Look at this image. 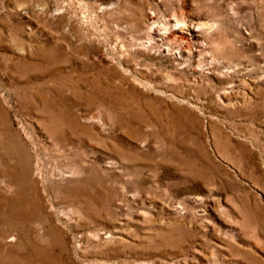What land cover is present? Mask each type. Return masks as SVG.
Returning <instances> with one entry per match:
<instances>
[{
	"label": "rangeland",
	"instance_id": "rangeland-1",
	"mask_svg": "<svg viewBox=\"0 0 264 264\" xmlns=\"http://www.w3.org/2000/svg\"><path fill=\"white\" fill-rule=\"evenodd\" d=\"M145 13L239 65L142 52ZM263 69L264 0H0V264H264Z\"/></svg>",
	"mask_w": 264,
	"mask_h": 264
},
{
	"label": "bare ground",
	"instance_id": "bare-ground-1",
	"mask_svg": "<svg viewBox=\"0 0 264 264\" xmlns=\"http://www.w3.org/2000/svg\"><path fill=\"white\" fill-rule=\"evenodd\" d=\"M229 10H231V12L229 11L230 13L228 12V15H226V17H225L226 20L231 19V18H235L234 9L231 8ZM155 16L152 13H145L144 14V22L146 24V28H143L144 29L143 30L144 39L141 40L140 42H138V46L136 47L137 49H140L142 52L143 51H145V52L146 51H150V52L153 51L157 54L166 53L175 61V63H177L178 58L184 59V58H182L183 56H188L187 59L186 58L184 59V62H186L188 60L190 61V65L194 66V67H192L194 73L197 72L196 78L199 80H201V78H200L201 76H204V75L212 76V75H214L213 72L216 74L218 71L219 73L224 74V76H227V74L232 73L233 71L236 70V66L239 64L234 63L232 65H228V64L225 65L221 62V60L218 57H216L213 54L210 55L211 53L207 54V55H210L209 59H202L200 57V59L197 61H196V59L191 60L192 48H194L196 50H199V49L208 50V47L214 41V37L212 34L215 33L218 29H220L222 24H219L216 22H212V23L199 22L197 24H194V23L188 24L184 20L179 19V18L173 20V23H170L169 21L164 22L162 20H160V22H159L156 20ZM204 37L206 38L207 43L204 42V40H203ZM159 39L162 41L163 40L166 41L167 46L169 45V42H170L171 48H167V46L157 45V41ZM214 49H215V46L212 48V51ZM95 53L99 58H104V57L109 56V53L102 48L97 49ZM181 64H182V61L177 63L176 66H177L178 70L182 68V67H180ZM137 65H139V66L137 67ZM140 66L141 65L137 63L136 65H134L133 70L140 73V75H143L142 77L146 80L147 78L144 77V75H145L144 68L140 67ZM188 67H189V65L184 66L185 69H187ZM238 67H240V66H238ZM242 72L243 73H249V71L247 70L246 67L242 68ZM262 74H264V69H263V72L261 71V74L257 77L264 78V75L262 76ZM142 83L145 86H147V84L145 83L144 80H142ZM234 92H235L234 91V84H232V83L229 84L224 90L219 92L223 98L221 100L222 103L225 104V101H230ZM236 98H237V96H236ZM240 101L243 102V100H241V99H240ZM225 105H227V104H225ZM140 121H143V120H140Z\"/></svg>",
	"mask_w": 264,
	"mask_h": 264
}]
</instances>
